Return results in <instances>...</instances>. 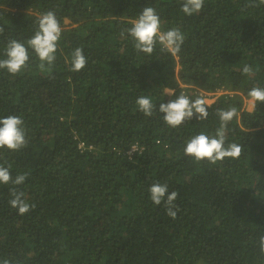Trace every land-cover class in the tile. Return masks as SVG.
I'll use <instances>...</instances> for the list:
<instances>
[{
    "label": "trees",
    "instance_id": "trees-1",
    "mask_svg": "<svg viewBox=\"0 0 264 264\" xmlns=\"http://www.w3.org/2000/svg\"><path fill=\"white\" fill-rule=\"evenodd\" d=\"M183 0H0V59L10 40L25 44L37 18L53 11L62 28L51 72L28 48L18 74L0 69V118H22L27 144L0 148L20 185L0 184V261L11 264H264V5L204 0L199 13ZM145 7L161 31L179 28L175 55L157 43L138 52L127 29ZM82 48L86 66L71 71ZM252 68L251 75L243 67ZM47 67V65H46ZM232 94H214L217 89ZM181 94L202 97L206 120L169 127L159 105ZM151 99L145 116L138 97ZM236 108L227 143L237 159L216 164L184 155L193 136L215 135L218 109ZM136 148L132 154L131 150ZM178 193L176 217L155 205L149 188ZM35 207L19 215L10 189Z\"/></svg>",
    "mask_w": 264,
    "mask_h": 264
},
{
    "label": "clouds",
    "instance_id": "clouds-1",
    "mask_svg": "<svg viewBox=\"0 0 264 264\" xmlns=\"http://www.w3.org/2000/svg\"><path fill=\"white\" fill-rule=\"evenodd\" d=\"M204 0H183L182 12L186 15L199 13L203 7ZM264 5V0H258L254 6ZM38 28L34 35L28 39L27 47L24 43L17 40H10L6 47V59H0V69H6L10 74H18L29 61L28 48H31L38 57L41 71L51 72V66L55 61L58 41L61 38L62 28L53 11H47L37 18ZM4 28L0 26V34ZM134 41V47L138 52L151 55L157 43L160 44L161 50L175 55L179 52L184 42V35L179 28H171L166 32L161 31L160 17L153 7H145L139 14L138 18L132 22V27L127 29ZM47 65V67H46ZM86 66V57L82 48H76L71 57V71L79 72ZM243 73L251 75L252 68L249 65L243 67ZM211 92L208 95L219 94L227 89H220L218 92ZM228 91V90H227ZM227 94V93H225ZM229 94V93H228ZM248 96L253 101L264 102V88L253 87L248 91ZM136 105L140 112L145 116H151L153 104L150 98L141 96L136 100ZM159 112L163 114L164 122L172 128L180 126L185 121L192 119L206 120L208 117V106L202 97L189 99L181 94L175 99L159 105ZM237 114L236 108L228 110L218 109L217 115L220 126L216 129L215 135L209 136L201 132L187 142L184 147V155L193 157L196 162L207 160L210 164H216L226 158H239L242 148L235 142L227 143L226 131L228 124ZM23 120L16 115H8L0 118V148H7L11 151H17L27 144L26 131L23 127ZM11 165L7 167L0 165V184H22L27 173L17 175L15 178L10 173ZM151 201L160 206L163 204L166 214L175 218L177 211L175 209V200L178 193L169 192L167 184L154 183L149 188ZM9 204L12 208L18 210L19 215L26 214L30 205L23 198L24 193L17 191L15 187L10 189ZM259 249L264 253V235L259 237ZM0 264H11V261L4 259Z\"/></svg>",
    "mask_w": 264,
    "mask_h": 264
},
{
    "label": "rangeland",
    "instance_id": "rangeland-1",
    "mask_svg": "<svg viewBox=\"0 0 264 264\" xmlns=\"http://www.w3.org/2000/svg\"><path fill=\"white\" fill-rule=\"evenodd\" d=\"M222 93H229V94H232L230 91H227V90H225V91H223V92H221V93H219V94H222Z\"/></svg>",
    "mask_w": 264,
    "mask_h": 264
},
{
    "label": "built area",
    "instance_id": "built-area-1",
    "mask_svg": "<svg viewBox=\"0 0 264 264\" xmlns=\"http://www.w3.org/2000/svg\"><path fill=\"white\" fill-rule=\"evenodd\" d=\"M218 92H220V89L218 90ZM136 148H134L133 150H131L130 152H129V154H132V152L135 150Z\"/></svg>",
    "mask_w": 264,
    "mask_h": 264
}]
</instances>
